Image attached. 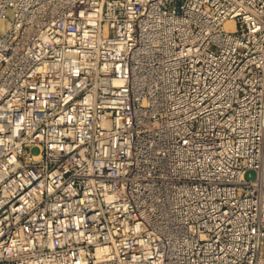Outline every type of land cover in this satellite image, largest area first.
I'll return each instance as SVG.
<instances>
[{"label":"built area","instance_id":"1","mask_svg":"<svg viewBox=\"0 0 264 264\" xmlns=\"http://www.w3.org/2000/svg\"><path fill=\"white\" fill-rule=\"evenodd\" d=\"M1 22L0 264H264V0Z\"/></svg>","mask_w":264,"mask_h":264},{"label":"rangeland","instance_id":"2","mask_svg":"<svg viewBox=\"0 0 264 264\" xmlns=\"http://www.w3.org/2000/svg\"><path fill=\"white\" fill-rule=\"evenodd\" d=\"M0 32H1V31H0ZM33 150H34L35 152H38V151H39V149H38L37 147H35ZM256 175H257V171H256L255 169H251V170H249L248 173H247V177H248V178H255Z\"/></svg>","mask_w":264,"mask_h":264},{"label":"bare ground","instance_id":"3","mask_svg":"<svg viewBox=\"0 0 264 264\" xmlns=\"http://www.w3.org/2000/svg\"><path fill=\"white\" fill-rule=\"evenodd\" d=\"M232 23V21H231ZM7 24L4 22V23H0V31L4 30L6 28Z\"/></svg>","mask_w":264,"mask_h":264}]
</instances>
